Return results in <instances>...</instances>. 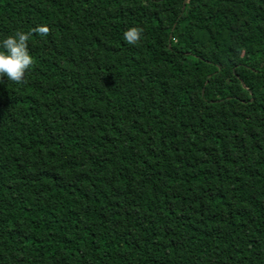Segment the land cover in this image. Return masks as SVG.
I'll return each instance as SVG.
<instances>
[{
	"label": "trees",
	"instance_id": "1",
	"mask_svg": "<svg viewBox=\"0 0 264 264\" xmlns=\"http://www.w3.org/2000/svg\"><path fill=\"white\" fill-rule=\"evenodd\" d=\"M39 25L0 264H264V0H0V41Z\"/></svg>",
	"mask_w": 264,
	"mask_h": 264
},
{
	"label": "clouds",
	"instance_id": "2",
	"mask_svg": "<svg viewBox=\"0 0 264 264\" xmlns=\"http://www.w3.org/2000/svg\"><path fill=\"white\" fill-rule=\"evenodd\" d=\"M143 32L138 26L130 27L124 32V40L130 45L139 44ZM33 33L47 36L50 34V28L47 25H39L27 32L17 30L0 41V82L4 77L16 84L26 82V73L34 65V58L29 52V40Z\"/></svg>",
	"mask_w": 264,
	"mask_h": 264
},
{
	"label": "water",
	"instance_id": "3",
	"mask_svg": "<svg viewBox=\"0 0 264 264\" xmlns=\"http://www.w3.org/2000/svg\"><path fill=\"white\" fill-rule=\"evenodd\" d=\"M187 0H184V2H186ZM245 87H246V85H245Z\"/></svg>",
	"mask_w": 264,
	"mask_h": 264
}]
</instances>
